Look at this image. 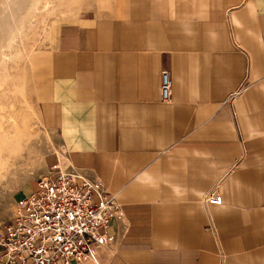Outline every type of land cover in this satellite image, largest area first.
Masks as SVG:
<instances>
[{
	"label": "crops",
	"instance_id": "0c3cea01",
	"mask_svg": "<svg viewBox=\"0 0 264 264\" xmlns=\"http://www.w3.org/2000/svg\"><path fill=\"white\" fill-rule=\"evenodd\" d=\"M52 33L30 67L57 157L16 214L60 161L120 205L98 264H264V0H95Z\"/></svg>",
	"mask_w": 264,
	"mask_h": 264
},
{
	"label": "rangeland",
	"instance_id": "374dc122",
	"mask_svg": "<svg viewBox=\"0 0 264 264\" xmlns=\"http://www.w3.org/2000/svg\"><path fill=\"white\" fill-rule=\"evenodd\" d=\"M95 0H0V232L16 215L18 189L55 156L42 124L31 57L45 50L59 19L92 12ZM5 163V164H4Z\"/></svg>",
	"mask_w": 264,
	"mask_h": 264
},
{
	"label": "built area",
	"instance_id": "2783aa9c",
	"mask_svg": "<svg viewBox=\"0 0 264 264\" xmlns=\"http://www.w3.org/2000/svg\"><path fill=\"white\" fill-rule=\"evenodd\" d=\"M173 88V75L164 70L163 103L172 101ZM204 203L223 200L213 192ZM20 205L0 234V264H98L96 248L113 243L112 222L122 216L102 179L68 171L60 161Z\"/></svg>",
	"mask_w": 264,
	"mask_h": 264
},
{
	"label": "bare ground",
	"instance_id": "6f19581e",
	"mask_svg": "<svg viewBox=\"0 0 264 264\" xmlns=\"http://www.w3.org/2000/svg\"><path fill=\"white\" fill-rule=\"evenodd\" d=\"M0 150H1V149H0ZM4 164H5V163H4ZM3 166H4V165H3ZM3 166H2V161H1V162H0V169H1V167H3ZM4 167H5V166H4Z\"/></svg>",
	"mask_w": 264,
	"mask_h": 264
}]
</instances>
